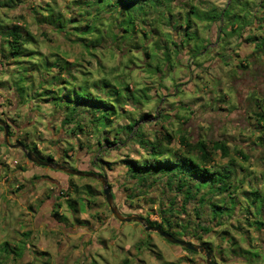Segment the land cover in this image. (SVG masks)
<instances>
[{
    "label": "crops",
    "instance_id": "0c3cea01",
    "mask_svg": "<svg viewBox=\"0 0 264 264\" xmlns=\"http://www.w3.org/2000/svg\"><path fill=\"white\" fill-rule=\"evenodd\" d=\"M69 1L70 0H58V4L63 5V3L67 2V5H70ZM44 2H48V0H15V3H11L9 0H0V119L5 121L9 127L10 142H20L26 149L31 150L39 158L69 167L67 161H74V159H68L66 156H70L69 151L72 150L70 148L61 147L65 146L62 141L66 140L67 135L69 136L73 129L76 137L77 135L79 136V134H86L84 135L85 137L90 131L86 127H83V131H77L74 122L63 124L62 121L65 114L62 110L51 102H41L38 98H32L34 93L37 94L42 92L39 88V78L41 77V72H44L41 71L42 68H40L39 65H42L45 59L40 54L48 58L46 59L47 63L53 62L55 58L53 55L58 54L68 62L79 63L82 65L81 69L83 70L85 67L84 64L89 65L88 69L92 70V65L96 66L95 69H97L98 66L91 61V57L84 53V49L81 46L77 44L68 46L67 44L53 43L55 35L59 34L50 26L38 23L37 19H41V16L35 15L32 11L33 7ZM5 3H7V5H5ZM263 9L264 7L260 8L258 10L259 13L256 12L255 14L257 17L263 18V20L260 23L254 24L252 27L245 28L240 35L224 36L223 34H217V38L215 39V41L218 42L215 46L216 49L207 48L208 51H212L209 57H207L208 59L197 65V67L203 66L206 70L203 75L193 76L192 78H194L195 81L197 80V82L200 83L202 79L209 78L221 83L224 81L228 82L227 78L230 79V74L236 76V78L238 76L240 77L242 64H246V62L251 61L253 58L264 59V51L258 46L259 39L264 37ZM71 12L62 11L65 18H68ZM171 15L173 16V14ZM168 18L170 17L168 16ZM184 18L185 16L178 18V21L184 20ZM175 19L176 18L171 17V20L175 21ZM204 24L206 25V23ZM13 26L20 27L22 31H28L34 37V41H37V44H35V42H29L23 46V48L27 50L26 53H32V64L35 65L32 70H30L32 64L29 57H23L22 60L8 57L7 46L1 34ZM159 29L162 28L160 27ZM170 29L171 27L168 26L167 30L164 29L160 32L162 34L159 33L157 36L154 34V37H157V39L163 38L165 40L164 36L168 34L172 35L171 31L173 30L171 29V31H169ZM228 29V27L224 28V32H227ZM182 30L183 29L179 26L176 31H173L174 35L177 37ZM190 30L195 33L194 29ZM36 31H38L39 37H36ZM62 34L59 36L67 40ZM195 34L197 42L199 39L203 38L198 31ZM41 36L50 39L48 44L40 43L39 40L42 38ZM253 37L256 38L253 39ZM173 41L176 43L177 47H174L171 43L170 45L167 44V46L170 49H180L184 56L188 46L184 48L183 45H180V39L176 41L174 36ZM204 46L205 45L201 43L200 48H204ZM118 47L122 49L127 47L128 49H132L130 53H125L128 58L132 57V54L136 51H140L139 45L136 44H131V46L127 45L126 47V43L123 42V45ZM222 49L227 50L229 57L225 63L222 62L223 58H221ZM118 50L120 49H116L115 51ZM73 51H75V53ZM121 56L122 55H119L117 64L110 65L109 63H105L107 64L105 67L111 69L110 67L115 68L117 65L119 66ZM144 59H146L145 56ZM106 61L107 60H104V62ZM104 62L102 60V67H104ZM24 67H27V72L23 70ZM134 67L135 66L130 65L126 67L127 69L122 70L120 65L115 71L110 70L116 80H114L113 83H123L126 81V75L130 74ZM49 69L50 74L57 73L55 68L50 67ZM156 75H158V73L149 76L150 81L144 82V85L137 86V95L151 89V79ZM192 78L188 80L182 79L179 83L188 85L185 90L194 91L192 81H190ZM32 84L33 86H31ZM166 84L167 83L164 82L159 85V87L165 94L164 96L168 97L173 95L174 91L169 90ZM129 88L132 92L135 86L129 84ZM234 96L237 100L239 93L236 92ZM205 100L206 99H198L197 101L190 102L184 99V102H181L176 99L173 100L174 103L171 106L166 103L163 107L164 111L168 112L165 113L169 117L168 120L174 117L180 119L181 122L186 120L184 116L177 114L178 111L185 110L189 115L187 120H191L192 115L197 112L203 115V117L208 118L209 121L207 123L209 125L216 120H222L224 125L228 123L233 125L231 121L233 120L232 115L235 112H233L232 109L236 111V108H233V104H227L224 103V101H216L210 97L206 101ZM241 100L246 104L242 111L244 116L246 115L248 117V110L258 111L254 104L253 106L250 105L258 100L256 95H252V92L243 94ZM123 111L125 115L134 120H137L142 114L149 115L148 118L140 120L138 124L149 121L151 116L154 115L152 111L145 109L140 104H135L132 100L126 102L123 106ZM88 118L89 116L84 113L79 114L76 120L80 122L84 121V125H88ZM243 120L245 121V119ZM114 121V126H120L126 122L124 117ZM243 125H246L245 129L243 128L244 130H242L240 126L237 130L238 132L244 131V142L246 143L245 146H247V149L260 154L258 159H260L263 169L255 172L251 169L250 163H247L246 166L238 165L242 171L239 173L242 177L238 178L236 176L237 171L236 169L234 170V164L236 165V162L233 159V165L231 168L229 167L230 170L234 171L231 179L232 182L239 180L243 181L242 188L240 189L241 191H239L240 195L248 191L251 187H257L260 191L264 192V160L261 159V156L264 157V124L262 122L258 124L254 120H247ZM164 128L166 129V127ZM166 130L171 129L169 128ZM1 132L0 130V135ZM224 141L229 147L232 156L234 154V148L232 147L231 149L229 146V143L232 141L229 142L226 138ZM238 147L239 146H236V149L240 148ZM244 154L248 158L246 162L249 161L250 157L248 153L246 152ZM8 157H11L12 161H6V163H4V159H8ZM79 160L84 159H75L74 162L77 164ZM102 163L107 164L108 162L104 160ZM228 163L227 161L226 164L228 165ZM47 169H42L28 162L20 149L7 148L4 144H0V244H4L11 248V256L0 257V264H43V261L49 260L55 261L56 264H76L81 257L83 260L89 261L90 264H102L100 262L101 259L103 260V264H129L128 261L132 262V260H136L137 264H146V259H150L151 257L159 260L163 259L162 264H177L179 258H185L184 262L180 264H188L189 261H192V263L195 262L184 250H172L171 253H173V258H168V260H165V257L157 256L154 250H150L149 257L145 252L140 253V251H133V248L130 247L131 244L126 241L127 237H123L124 241L120 243L123 246L120 248L125 252L122 260L113 263L108 257L104 259L103 254L97 250L98 245L96 244L95 233H84V222L86 224H94L93 219H97V217L92 218L91 216L88 217L89 215H84V209H88L89 206L84 205L83 194L80 193L81 195H78V199H81L83 204L82 207H79L76 202H72L75 201L74 199L70 200L72 194L69 192L70 189L67 188V183L64 181V175H61L55 170H53V172L47 171ZM252 181H254V183H252ZM62 200H66L64 204L61 203ZM70 203L76 206L72 210H69ZM92 211H96V209L93 208ZM97 216H99V219H97L100 221L99 224H102L100 226L97 225L99 226V230H121L118 227L119 225L116 224V220L112 217H104L105 219H101L99 213ZM73 229H77V231L73 232ZM78 232L79 235L81 234V239L80 243L75 247L73 238L78 236ZM56 233H59L60 236ZM53 235H55L53 239L55 242L61 240L59 246L60 250H58V252L52 251L53 246H51V237ZM151 240H153V238Z\"/></svg>",
    "mask_w": 264,
    "mask_h": 264
},
{
    "label": "rangeland",
    "instance_id": "374dc122",
    "mask_svg": "<svg viewBox=\"0 0 264 264\" xmlns=\"http://www.w3.org/2000/svg\"><path fill=\"white\" fill-rule=\"evenodd\" d=\"M228 2L229 0H174L169 5L171 7V14H173L172 17L176 18L175 20H178V18H182L184 16V13L187 12L186 9H183L184 7H182V5L184 4H194L198 7L212 6L217 9H222ZM232 4L234 5V7L237 6L238 8L236 0H233ZM232 4L228 8V11L226 13L234 14V11L230 12V9H232ZM149 9L150 10L146 8L149 14L148 19L156 21L160 19L161 21L160 27L162 29H158V33L155 32L157 36L162 30L168 29V26L165 24L168 22L169 14L168 11L163 7H153ZM252 11L254 13L258 12V8L256 5L252 6ZM247 14L248 13H245L246 16H248ZM160 16H162V18H160ZM109 18L112 19V14L104 12L103 14H101L100 23L105 26ZM223 18L224 20H226L227 17L224 16ZM172 21L174 20H169L170 25L173 23ZM184 21L185 20L177 21V23H173L172 25L174 26L171 27L173 31H176L179 28L180 24V28L183 29L179 32L177 37L180 39V45H183L184 48L188 46V49L186 50V54L184 53V56L182 54L183 52L180 49H170L167 46V44L170 45L171 40H173V36L176 38V41H179V39L174 35V32L171 31V29L169 31H171L173 36L168 34L164 36L165 40L163 38L157 39V37H154L155 35L152 34L149 35L147 39L149 41L142 44L141 38H139V33H136L131 38L130 42L132 44L139 45L140 51H136L132 54L133 63L131 64L135 67L130 74L126 75V82L129 84H133L135 88L132 92L126 93L124 91L123 94H129L133 97V101L135 104L142 105L145 109L152 111V113L154 114L153 116H151V119L149 121L138 124L140 133L144 136L143 139L153 141L154 134L157 133V130H160L161 127H166V129L170 128L177 136L179 133L180 135L181 133H185V135H188V137L194 139H199L200 137H202L213 140H225L226 138L229 142L232 141L231 143H229L231 149L233 147L235 150L236 146H239L240 148H238L243 150L244 153L247 152L250 157L249 161L246 162L243 159H240L235 153L232 155L236 162V165L234 164V170L236 169V176L238 178L242 177L239 174L242 171L238 165L246 166L247 163H250L251 169L253 171L258 172V170H262L263 166L260 163V159H258L260 154H258V152L251 150L249 151L247 149V146H245L246 143L244 142V131L238 132L237 130L239 126L242 130H244L246 125L243 124L247 120L250 121V119L249 116H244V113H242V111L244 110V102L241 101L240 104L242 105L240 106V104H238L239 98L236 100L234 94L236 92H241V90L239 89L241 84L251 83L248 80L242 82L239 76L236 78V76H233L232 74H230V79L227 78L228 82L224 81L223 83L209 78L202 79V82L200 83L197 82V80L195 81V79L192 77L203 75L204 71L206 70L203 66L197 67V65L199 63L205 62L208 59L207 57H209V54L212 51H208L207 48L213 50L216 49L215 46L217 45V41H215V39L217 38L219 23L211 24V26L206 27L204 23L197 22L196 26H194L193 29L196 30V33L198 31V33L203 37L201 38L203 41L199 39L197 42L196 34L194 32H192L191 30H184ZM38 31L35 32L36 37L40 36L38 35ZM41 37L42 38L39 40L40 43L48 44V42L50 41L49 38H46L44 36ZM53 41V43L57 44H67L68 46H74L72 42L65 40L59 35H55ZM201 43L202 45H205L204 48H200ZM116 44L122 46L123 42L121 40H118ZM107 45L110 46L111 44H106L105 46ZM126 49H128V47L123 49L122 51H116L112 56L113 58L107 59V61L104 63H109L110 65L117 64V62L119 61V55H122L120 57L119 63L122 70L127 69L126 65L128 63V57H126L125 54L127 52ZM144 51H148L151 55V57L146 61L144 59ZM223 51L224 49L221 50V54ZM73 52L75 53V51ZM102 52L104 55H106V52L104 50ZM84 65L87 69L89 68V65ZM156 65L158 66V75L152 77L151 89L147 90V92H143L142 94L137 95V86L144 85V82L150 81L149 76L156 74ZM91 67H93V70L96 68V66L94 65H92ZM104 69L105 71H108L109 68L102 67L99 69H95V71L98 72V74L95 75H99V77L101 78V76H103L104 74L102 73ZM190 78H192L190 81H192L194 91L185 90L188 85H182L181 83H179L182 79L188 80ZM164 82L167 83L166 87H168L169 90L174 91L173 95H170L168 97L164 96L165 94L159 87V85ZM255 93L256 92H254L253 94L252 92V95H256ZM209 97L213 100L215 99L216 101H224V103L233 104V108H236V111L232 109V111L235 112L232 115L233 120L231 121L233 125L229 123L224 125L222 120H216L209 125L207 123L209 121L208 118L203 117V115H200V113L198 114L197 112L192 115L191 120H187L189 115L185 110L177 112L178 115H182L186 118V120L182 122L180 121V119H177V117L170 118L168 120L169 117L165 114L168 112L164 111L163 105L167 103V105L171 106L174 103L173 100L177 99L181 102H184L183 100L185 99L192 102L195 100L197 101L198 99L207 100L209 99ZM155 114H157L158 116ZM243 119H245V121ZM89 133L90 132H88V134ZM84 135L86 134H79V136L77 135L76 137L75 134L70 133L69 136L67 135L66 140L62 141L63 145L65 146L61 147L70 148L72 150L69 151L70 156H66V158L74 159V161L75 159H84L79 160L77 164L74 161H67V165L72 169L74 168L75 170H80L83 172L92 171L96 174L105 175L107 178V182L110 185L111 194L112 196L114 195L113 204L118 208L119 212L123 216L140 215L143 217V219L148 218L151 222L157 223L161 221V218L165 217L171 222L169 228L168 226H166V224L163 223V226L166 230L172 232L173 234H177L174 236L177 239H182L190 243L204 244L208 248L214 264H264V227L257 230L256 227H250L247 225V220H249V222L251 223V221H253V219H256V217H250L247 216L244 212L238 211L233 214L229 212L228 214H223L221 218L211 220L210 209L207 206L197 207L195 201L187 202V204H185L184 210H182L183 194L182 192L176 191L177 183L175 179H167L165 175L159 174L147 179V181L145 182L140 183L129 176L126 167L122 164L121 161H123L125 157H128V159H139L140 157H144L149 150H144L142 148L139 139L131 138L124 145L119 144L108 149L105 147H101V145H98L96 142V138L92 136L84 137ZM173 147H178L177 142L173 143ZM100 160H105L110 164L111 167L108 168L107 164L101 163ZM6 161L11 162V157H8V159H4V163H6ZM227 161L228 159L220 156L219 153L214 156V166H216V169L220 171L229 168L226 167ZM37 167L47 169L41 166ZM47 171L53 172V170L51 169H47ZM58 173L64 175V181L65 183H67V186L73 184L75 187H77L78 192L76 194L72 192L73 190H69V192L72 194L70 200L74 199L79 207H82L83 204L81 202V199H78V195H81L80 193L83 194L84 205L89 206L88 209H84V215H89L88 217L91 216L92 218L97 217V219H99V216H97L98 213L100 214L101 219L112 217L101 193V185L97 180L84 176H65V174L59 171ZM252 183H254V181H252ZM84 186L90 187L93 196H89L86 194V192L84 191ZM88 199L90 200V203L87 202ZM65 201L66 200H62L61 203L64 204ZM213 201L218 205H226L224 196H217V198L213 199ZM75 207L76 206L74 204H69V210H72ZM93 208L96 209L97 212L92 211ZM160 210H162L163 212H160ZM196 211L200 213L199 219H197L195 216ZM261 216L262 220L264 221V209ZM243 218H246L247 220H244ZM97 219H93L94 224H86L84 222V233H95L98 252L103 254L104 259L105 257H108L109 260L113 263H117L124 257L125 252L120 248L123 247L120 244L124 241L123 237H127L126 241L131 244L130 247L133 248V251H140V253L145 252L149 257L150 250H154L157 256L163 258L165 257V260H168V258H173V253H171L172 250H183L180 246L165 241L156 233L146 232L138 223H120L116 221V224L119 225V229H121L120 231H118L117 229H107L103 231L102 229H98V227L102 224H99L100 221H98ZM197 225L204 228L205 230H201ZM76 231L77 229H73V232ZM56 234L60 236L59 233ZM150 237H152L153 240H151L152 238ZM54 238L55 235L51 237V246H53L52 251L58 252V250H60L59 246L61 240L55 242V240H53ZM80 239L81 234L79 235L78 232V236H75V238H73V244L75 247L80 243ZM146 241L149 243H147ZM10 249L11 248H9L8 246L0 244V257L11 256ZM188 256L191 259L195 260V262L193 263L192 261H189L188 264H205L204 257L199 253H188ZM184 259L185 258H179L177 264L184 262ZM44 262L46 264H50V262L51 264H56L53 260L43 261V264H45ZM77 262L76 264H90L89 261L83 260L82 257L79 258ZM100 262L103 264L102 259ZM128 262L129 264H137L136 260ZM162 263L163 259L159 260L154 257L146 259V264Z\"/></svg>",
    "mask_w": 264,
    "mask_h": 264
},
{
    "label": "trees",
    "instance_id": "16d2710c",
    "mask_svg": "<svg viewBox=\"0 0 264 264\" xmlns=\"http://www.w3.org/2000/svg\"><path fill=\"white\" fill-rule=\"evenodd\" d=\"M9 1L15 3V0ZM173 1L70 0V5H67V2L62 5L58 4V0H48V2L40 3L33 7L32 11L35 15L41 16V19H37L38 23L50 26L57 34L63 33L62 35L68 41L81 46L84 49V53L91 57V61L99 69L102 68V60L104 62V60L113 58L115 50L119 48V45L116 44L118 40L131 46V38L136 33H139V38H141L143 44L149 41L147 40L149 35H156L155 32L158 33L161 21L160 19L157 21L148 19L149 14L147 11L150 10L149 8H165L170 17L165 25L174 26L172 24L177 23L178 20L173 21L171 25L169 24V20L172 17L169 4ZM232 2L233 0H229L222 9L212 6L198 7L194 4L182 5L180 3L184 7L183 9L187 11L184 13V30L193 29L197 22L206 23V27L219 23V34L233 36L240 35L245 28L252 27L263 20V18L255 15L256 13L252 11V6L256 5L259 10L264 7V0H257V2L256 0H236L238 8L237 6L234 7ZM231 4L232 9H230V12L234 11V14L226 13ZM62 11L73 12L69 14L68 18H65ZM104 12L112 14L113 19L109 18L105 26L100 23L101 14ZM245 13H248V16ZM224 16L227 17L226 20H224ZM179 26L181 25L179 24ZM227 27L229 28L228 31L224 32V28ZM1 35L5 40L9 58L22 60L23 57H29L32 64V53H26L27 50L23 46L29 42L37 44V41H34V37L28 31H22L20 27L13 26L2 32ZM255 38L253 37V39ZM259 40L258 46L264 51V37ZM106 44L111 45L105 46ZM171 44L177 47L173 40H171ZM103 50L106 55L103 54ZM122 50L120 48V51ZM130 50L126 49L128 53H130ZM144 52L145 60H148L151 55L148 51ZM40 55L45 59L43 64L39 65L42 68L41 71L44 72H41V77L39 78V88L42 92L34 93L32 98H38L41 102L54 104L65 114L62 121L63 124L74 122L77 131H83V127L88 128L90 133L87 136H95L97 144L103 148L109 149L114 145H124L131 138L139 139L142 148L144 150L149 149L146 155L136 160L125 157L121 161L132 179L142 183L153 176L163 174L167 179H175L177 183L176 191L182 192V210H184L187 202L195 201L197 207L207 206L210 209L211 220L221 218L223 214H228L229 212L233 214L239 211L244 212L247 216L256 217L251 223L246 218H243L247 220L248 226H254L257 230L264 227V221L261 216L264 207V192L257 187H251L240 195L239 191L242 188L243 181L232 182L231 177L234 171L229 168L220 171L214 166V156L218 153L228 159L229 163L226 167L231 168L233 165L234 158L231 156L230 149L224 140L194 139L188 137L185 133H181V135L179 133L177 136L173 130H166L164 127H161L154 134L153 141L143 139L144 136L140 133L138 122L148 118L149 115L142 114L137 120H134L124 114L123 106L127 101H133V97L129 94H123L124 91L126 93L131 92L129 83L126 81L113 83L115 79L111 71H115L116 68L120 67V63L115 68L110 67L111 69H108V71L104 69L102 71L104 74L100 78L99 75H95L98 74L95 70L85 67L83 70L81 69L82 65L79 63L68 62L58 54L53 55L55 58L51 63H47L46 59L48 58H45L42 54ZM225 57H228L227 50H224L221 54L223 63L229 59V57ZM131 63H133L132 57H129L126 67L133 66ZM106 65L104 63L103 68H106ZM31 66L30 70L35 65L32 64ZM50 67L55 68L57 73L50 74ZM155 67H157L155 70L158 73V66L156 65ZM23 70L28 71L27 67H24ZM240 71L241 81L245 82L248 80L251 84L243 83L240 85L239 89L241 92L239 93L238 104L241 103L243 94L256 92L258 100L250 105L253 106L254 104L258 111L248 110V116L250 121L254 120L258 124L260 122L264 124V59L253 58L246 64H242ZM243 105L244 107L246 106L245 102ZM84 113L89 116L88 125L76 120L79 114ZM123 117L126 122L120 126H114V120H119ZM0 130L2 131L1 127ZM71 134H75L74 129ZM174 142H177L178 147H173ZM234 153L244 161L248 159L240 149H235ZM261 159L264 160V157L261 156ZM107 167H111L109 163H107ZM67 188L73 190L72 192L74 193L78 192L77 187L73 184H70ZM84 191L87 195L93 196L90 187L84 186ZM217 196H224L226 205L215 203L213 199L217 198ZM72 202L74 203L75 201ZM87 202L90 203V200L88 199ZM160 212L163 211L160 210ZM195 216L199 219L200 213L196 211ZM144 221L148 226L165 230L173 236L177 235L164 228L163 223L168 228L171 225L170 220L165 217L161 218L159 223L151 222L148 218H144ZM199 228L205 230L202 227ZM182 249L187 253L196 254L184 248Z\"/></svg>",
    "mask_w": 264,
    "mask_h": 264
},
{
    "label": "water",
    "instance_id": "95a60500",
    "mask_svg": "<svg viewBox=\"0 0 264 264\" xmlns=\"http://www.w3.org/2000/svg\"><path fill=\"white\" fill-rule=\"evenodd\" d=\"M0 127L2 128V133L0 135V144H4L7 148H18L23 153L25 159L37 166L46 167L51 170L62 172L66 175H73V176H84L87 178H92L94 180H97L101 185V193L104 197L105 203L108 206L109 212L112 216V218L120 223L123 222H134L138 223L146 232H153L158 234L161 238H163L165 241L178 245L181 248H184L188 251L199 253L204 257L205 264H214L210 252L208 248L204 244H196V243H190L188 241L177 239L170 233H167L166 231H163L157 227H152L146 225L144 219L140 215H127L123 216L117 207L113 204V198L111 194L110 186L107 182V178L105 175L96 174L92 171L89 172H83L80 170H75L70 167H67L65 165L59 164V163H53L49 160H43L39 158L35 153H33L31 150L26 149L25 146L20 142H10L9 138V127L7 123L0 119Z\"/></svg>",
    "mask_w": 264,
    "mask_h": 264
},
{
    "label": "flooded vegetation",
    "instance_id": "af4514ba",
    "mask_svg": "<svg viewBox=\"0 0 264 264\" xmlns=\"http://www.w3.org/2000/svg\"><path fill=\"white\" fill-rule=\"evenodd\" d=\"M102 174H104V173H102ZM112 198H113V202H114V195L112 196ZM118 209V208H117Z\"/></svg>",
    "mask_w": 264,
    "mask_h": 264
}]
</instances>
